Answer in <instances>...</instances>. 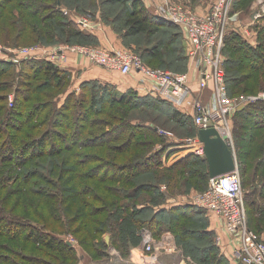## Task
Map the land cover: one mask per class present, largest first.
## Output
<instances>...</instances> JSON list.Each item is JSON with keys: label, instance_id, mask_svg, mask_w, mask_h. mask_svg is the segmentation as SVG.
Wrapping results in <instances>:
<instances>
[{"label": "rangeland", "instance_id": "rangeland-1", "mask_svg": "<svg viewBox=\"0 0 264 264\" xmlns=\"http://www.w3.org/2000/svg\"><path fill=\"white\" fill-rule=\"evenodd\" d=\"M109 1L96 0L97 7L85 8V13H79L71 9L78 0H62L61 10H66L67 14L60 11L61 15L70 20L78 31L89 36L82 42H73L58 29L51 36L44 34L43 22L56 18L42 9L34 13L36 6L31 1L0 0L3 6L0 9V47L3 50L0 59L12 70L0 71V121L5 111L13 110L25 96L33 99L36 96V101L24 105L23 116L30 113V117L26 120L21 118V121L24 122V134L31 129L38 137L45 127L35 129L34 126L47 111L45 107L32 111L36 104H49L47 108L54 109L64 107L69 94L74 99H81L83 82L91 84L96 81L108 91L92 84L96 97L100 98V105L94 110L89 106L93 99H90L88 91L81 107H74L71 99L68 100L70 104L67 103L69 107L64 113L68 112L71 119L78 117L77 125L85 128L74 140V131L56 127L61 136L68 139L65 142L68 148L54 146L50 150L49 144L40 150L39 158L31 159L26 165L0 164V220L2 217L4 221L6 217L9 220L2 222L0 227V264H151L152 255L141 251L144 233L156 242L157 253L153 256L158 264H215L214 259L217 260L218 256V260L224 259L226 264H230L236 241L225 232L221 222L212 217L214 214L200 211L188 202L191 195L206 191L207 186H203L200 179L206 171L205 166L192 160L185 167L165 171L162 167L171 165L168 158L170 156L171 160L176 150L162 155V166L156 163L157 155L154 161H145L152 149L162 150L161 139L172 147L181 146L178 142L197 136L196 130L178 122L165 108L109 105L107 99H113L112 95L120 96L128 91L122 92L125 87L119 88L117 84L125 76L93 65L88 62L87 55L74 52L78 48L101 52L107 48L122 50L137 55L148 68L189 71L193 76L195 70L185 58L184 35L172 36L179 31L160 27L147 37L126 36L124 19L131 12L132 4L135 5L134 0ZM214 1L201 2L208 5L209 12ZM236 1L231 3L230 12L234 19L227 24L224 37L230 30H236L248 43L252 44L254 39L257 42L255 0L241 11L233 10ZM139 2L154 18L152 5L147 0ZM199 2L196 0L193 4ZM193 4L182 5L195 15L208 13H198ZM73 18H85L91 28L76 24ZM23 21L32 25L33 30H29ZM224 37L220 48L215 49L214 58L220 61L226 96H257L264 91V68H250L247 53L237 44L224 42ZM6 41L13 43L7 44ZM57 49L64 51L66 61L53 58V51ZM153 52L159 56H153ZM30 53L33 55L23 57ZM14 58L16 61L12 60ZM28 62H47L64 72L65 77L58 85H54L58 78L46 83L43 77L27 79L25 73L29 77L33 74L29 73L30 69L24 68L22 74L19 72ZM88 67L91 71L94 70L90 68L96 67L104 73H99L101 76L95 79L89 71V78L79 71ZM225 73L229 78L227 82ZM137 81L141 84V80ZM212 86L211 81L207 93L211 92ZM253 106L240 104L234 108L226 118L225 129L228 132L227 145L241 178L246 225L264 241V199L259 196L264 182V110L252 109ZM14 114L12 118L19 117ZM138 124L158 131L151 133L147 128L137 127ZM126 126L131 129H126ZM121 129H124L121 139L100 145V140L104 142L112 138L111 132ZM167 132L173 135V140L166 136ZM127 137L132 140L126 145ZM29 170L33 174H25ZM192 172L196 173L191 175ZM183 206L198 209L200 213L187 211L181 218L176 213L160 215L151 222L153 228L146 225L153 211H169ZM173 220L175 224H172ZM39 232L65 242L69 251L61 252L40 245L35 237ZM208 245L216 248V252L209 253Z\"/></svg>", "mask_w": 264, "mask_h": 264}, {"label": "built area", "instance_id": "built-area-1", "mask_svg": "<svg viewBox=\"0 0 264 264\" xmlns=\"http://www.w3.org/2000/svg\"><path fill=\"white\" fill-rule=\"evenodd\" d=\"M232 1L215 0L210 11L202 16L195 15L191 10H187V7L173 0H166L153 10L157 19L175 24L182 29L186 41L185 56L195 70L193 76L189 71L173 72L148 68L141 63L137 55L122 50L106 49L101 52L78 48L74 52L87 55L88 62L93 65L117 72L122 76L135 74L139 76L141 83L152 82L153 93L183 111L188 108L192 110V121L197 129L213 128L227 143L226 118L233 109L240 104L246 106L255 102L264 103V91L257 96L239 98L226 96L220 61L214 58L215 49L218 50L222 45L227 24L234 19L230 12ZM253 6L257 8L254 19L258 23L264 16V0H255ZM61 11L64 15L67 14L66 10ZM73 19L76 24L91 28L85 18ZM2 51L0 47V56ZM32 55L30 53L23 57ZM52 55L56 60L66 61V54L62 49L53 51ZM12 60L16 61V58ZM192 81L196 90L192 87ZM211 81L213 82L212 90L208 96H205ZM166 136L170 140L174 138L169 132ZM178 143L182 148L201 156L198 151L203 150V147L197 136L184 138ZM157 148L160 149L161 146ZM188 202L189 205L201 211L217 216L225 232L236 241L231 251L234 262L264 264V241L246 225L244 194L236 166L227 174L209 178L206 191L191 195ZM144 235L141 251L152 255L151 264H158L157 258L153 256L157 253H155L156 242L149 234L144 233ZM166 243L168 246V242Z\"/></svg>", "mask_w": 264, "mask_h": 264}, {"label": "trees", "instance_id": "trees-1", "mask_svg": "<svg viewBox=\"0 0 264 264\" xmlns=\"http://www.w3.org/2000/svg\"><path fill=\"white\" fill-rule=\"evenodd\" d=\"M26 1H31L32 4H35L36 11H34V13H36L37 10L42 9V10H45L47 13H50L52 15V18H56L55 20H51V22H48V23L46 21L43 22L42 29L44 31V34L51 36V34L53 32H55L56 29H58L61 32V34L66 37V39H68V40L73 39V42H82V41H84L85 38H89L88 35H86L84 33L82 34V32L78 31L75 27H73V23L70 20H67V18H65L61 15L60 11H61L62 0H54L53 2H52V0H26ZM73 1L75 2V0H73ZM110 1L108 3H110ZM252 1L253 0H238V1H236V3L233 6V10H235V9L238 11H241L244 9L246 10L249 7V5L252 3ZM95 3H96V0H78V2H76V5L74 6V8H71V9H73V11L75 10L79 13H85L84 12L85 8L91 9V8L97 7V5ZM108 3H107V6H109ZM134 3H135V5L132 4V9L130 8L131 12L125 15L124 35L129 36V37H134V36L147 37L151 33H155L156 31H158V28H160V27L161 28H170L173 31H177V30L179 31V32H175L174 34H172V36L176 34L180 37V35H181L180 33L183 34V31L179 26L172 24V23L162 22L161 20H159L157 18L155 19V17L153 18V16L150 14V12L148 13L147 10H145L146 8H144L142 6V4L139 2V0H134ZM1 8H3L2 5H0V9ZM136 9H138V10H136ZM140 11L143 13V16L141 15ZM54 16H56V17H54ZM44 20H46V19H44ZM24 24L29 30L30 29L33 30L32 25L28 24L27 22H24ZM33 25H35V24H33ZM255 31H256V35H257V37H256L257 42H255V39H254L252 44L248 43V41H246L236 30H230L225 35L224 42L237 44L238 48H240V50L247 53L246 57L250 60L248 63V66L252 69H257V68L261 69V68H264V16L256 24ZM74 39H76V40H74ZM13 42H16V41L13 40ZM13 42L9 43L8 41H6L7 44H12ZM180 50L183 51V49H180ZM152 54H153V56H159V55H157L156 52H153ZM154 54H156V55H154ZM185 58H186V56H185ZM247 62H248V60H247ZM24 68L30 69L29 73L33 72L32 76H30V77L27 76L25 73V77H27V79L28 78H35L36 76L39 78L43 77L42 79L44 80V83L50 82L54 78H58V80L54 84V85H58L59 83H61L62 78L65 77L64 72L58 70L57 68L53 67L51 64H49L47 62H28V63H25L20 68L19 74H22V70ZM6 70H9L10 72L12 71L11 68L8 67V64L3 59H0V71H6ZM226 76L227 75L225 73V81L227 82V81H229V78H227ZM233 81H235V80H233ZM51 84L53 85L52 82H51ZM92 84L97 85L100 90H105L106 92H108L105 88H103L104 86H102L100 83H97L96 81H93V83H91V84H90V82H83V83H81V86H80L81 87V96H82L81 99H79V98L74 99L73 97H71L72 95L69 94L67 99H66V103H65L64 107L60 106L58 109H54V108H49V107L47 108V106L49 104H42V103L36 104L34 106V108L31 109L32 111H36V110L43 108V107H45V110L47 111L46 113H43V116L40 117V119L37 121V124L34 126L35 129L37 127H40V126L45 127L44 132L40 133V136H38V137L34 136V133L31 132V129L29 132L24 134L23 133L24 122L21 121V118L26 120V119H28V117H30L29 116L30 113L25 114L23 116V113H24L23 110L25 108L24 105L26 103H31L33 101H36L37 100L36 96L34 97V99L31 98V96H25L23 98V100L21 101V103L17 104V106H15V108L13 110L5 111V114H4L5 116L0 121V164L4 163V162H11V163L16 164V166L17 165L18 166L26 165L27 162L31 161V159H33L35 157L39 158L38 154H39L40 150L45 149L49 144H51L48 146L49 149L51 148L50 150H52V147H54V146L55 147L56 146H62L64 148H68L67 144H66L67 143L66 140H68V139L66 137L61 136V133L58 130L59 129H62V130L63 129L64 130L70 129V130L74 131L75 134L73 135L72 138L75 140V139H77L78 135H80L81 133L84 132L85 128H84V126L80 127L77 125L78 117L71 119L70 114H68V112L64 113V110L67 107H69L67 105V103H69L68 102L69 99L72 100V101L70 100V102L72 103V105H74V107H77V108L81 107L87 91H88V93H90V99H93V100H90L89 106H90V108H92V110H94V108L96 106H98V104L100 102V98L96 97L97 92H95L96 90H94V88L92 87ZM15 93H16V91H15ZM244 95H248V94H244ZM112 96L115 99L114 98L113 99L108 98L107 103L109 105H120L121 104L124 106L127 105L130 108H132V107L135 108L136 106L144 107V106L151 105V106L159 108V110H162L163 108H165L171 113V116L173 118H175L178 122H181V123L186 124V125H190L191 127H193L197 131V128L193 124L192 116H189L185 111H183L179 108H176L174 105H172L168 101L164 100L163 98L162 99L159 98L155 94H139L137 91H134L131 89V90H128L127 92L121 94L120 96H114V95H112ZM6 97H8V95ZM253 104H254V106L252 107V109L264 110V103L255 102ZM13 113H15L14 115L19 116V117H13L12 118ZM237 116L242 117L243 115L237 114ZM29 119H32V118H29ZM73 122H75L76 124H74ZM79 123H80V120H79ZM130 125H133V124H130ZM138 125H137V127H142L145 129L147 128L148 131L151 133H154V132L156 133V131H157L156 128H152V127L147 126V125H144V126L140 125V124H138ZM133 126L135 127V125H133ZM56 127H58L59 129H57ZM126 129H131V127L126 126ZM11 130H12V132H11ZM9 132H11V134ZM123 132H124V129L117 130V132L112 131L111 132V133H113L111 135L112 138H110L104 142H102L100 140L99 141L101 143L100 145H102L103 143L105 144L106 142H109V141H116V140L121 139L122 138L121 134ZM57 134L59 135L58 138H56ZM59 138H61V139H59ZM130 139L132 140V138L128 139V137H127L126 145L130 141ZM59 140H60V142H59ZM162 142H164V143H162ZM93 144H97V143L93 142ZM159 144H162V150H161L162 153H161V151H156L154 148V150L152 149L151 153L149 152L150 154L148 153V156L145 158V161H147V160H149V161L153 160L154 161L156 159V155H157V162L156 163L159 166L160 165L162 166V163H163V162H161L162 155L165 153H167V155H169L171 152H173L175 150H170V148L172 147L171 144L169 142L166 143L162 139L159 142ZM192 160L197 165L205 166L206 171H205V173H202L200 179L202 181L203 186L208 187V183H209L208 165H207L206 160L201 156H197V155H194L192 153H189V154L185 155L184 157H182L181 159L175 161L171 165H167L165 167H162V169H164L165 171H169V170L178 169L180 166L185 167V165H188V163H190ZM96 169L98 170V168H96ZM194 173H196V172H192L191 175H194ZM25 174L31 175V174H33V172L29 170ZM262 183L263 184H262L261 188L259 189V196H260V198L264 199V182H262ZM205 189H207V188H205ZM197 210L198 209H195V208L190 207V206H183V207H176V208L171 209L169 211L158 210L156 213H154V211H153L151 214V219L146 222V225L150 228H153V223H151V222L154 219L159 218L160 215L163 216L165 214L171 215L173 213H176V214H179V216L181 218V217L185 216V213L187 211H192L195 214L200 213ZM201 215H202V213H201ZM4 219L6 221L3 220V217H2V220H0V227H1L2 222L9 221L8 217H6ZM172 224H175V220L172 221ZM33 228L37 229V227H35V226H33ZM249 228L252 229L250 226H249ZM175 229H176V227H175ZM29 235H31V234H29ZM45 235H46L45 233L40 234V232L38 233V235L35 234V237H37L36 238L37 243H40V245H42V244L47 245V248H49V249H58V250H61V252L66 251V250L69 251L68 246L66 245L65 242H63L61 240H57L54 236L45 237ZM206 248L209 250V253L210 252L211 253L216 252L215 251L216 248H214L212 246L208 245V246H206ZM62 254H64V253H62ZM219 258L220 257L218 256V258H216L217 260L214 259V261L216 262L215 264H226L224 259L218 260Z\"/></svg>", "mask_w": 264, "mask_h": 264}, {"label": "water", "instance_id": "water-1", "mask_svg": "<svg viewBox=\"0 0 264 264\" xmlns=\"http://www.w3.org/2000/svg\"><path fill=\"white\" fill-rule=\"evenodd\" d=\"M196 135L203 147L209 178L227 174L235 169L236 162L231 150L213 128H199Z\"/></svg>", "mask_w": 264, "mask_h": 264}, {"label": "crops", "instance_id": "crops-1", "mask_svg": "<svg viewBox=\"0 0 264 264\" xmlns=\"http://www.w3.org/2000/svg\"><path fill=\"white\" fill-rule=\"evenodd\" d=\"M150 4L149 5H152L153 9L152 10H155V8L160 5V4H163L166 0H147ZM174 1V0H173ZM178 1V3H186V4H189L192 6L193 2H195L196 0H176ZM199 1V0H197ZM202 0H200L199 3H195L193 4L194 5V9L195 11H197L198 13H207L208 12V5L205 3H202L201 2ZM210 7V5H209ZM151 10V11H152ZM114 35V33H112ZM108 38L111 40L113 39L111 36ZM108 49V48H107ZM94 71H91L89 70V67L88 69L84 70V71H81L79 70L80 72L84 73V75H87L89 71L90 74H92L94 77L92 78H95V79H99V77L101 76L102 72L101 70H98L95 68H90ZM107 73H111V71H105ZM99 73H101L99 75ZM96 74V75H94ZM113 74V73H112ZM88 76V75H87ZM89 78H91L90 76H88ZM124 80H120L117 84H118V87H125L124 89H122L121 91L122 92H125L126 90H134V91H137L139 94H147V93H153V83L150 82V81H145V82H142L141 84L139 83V76L135 75V74H131L129 76H125L123 77ZM193 80V78H192ZM112 84V83H111ZM192 87L194 88V90H196V86L194 84V82L192 81ZM209 94L206 93L205 96H208ZM189 116H192V110L188 108V110L185 111ZM174 150H176L175 154L173 155V158L170 160V156L168 158V163H174L175 161L181 159L182 157H184L185 155L189 154L190 151L187 150V149H184L182 148L181 146H174ZM176 155H179L178 157ZM213 218H216L218 219L216 216L212 215ZM219 220V219H218ZM234 246V245H233ZM230 264H240V263H237V262H234L233 260L230 261Z\"/></svg>", "mask_w": 264, "mask_h": 264}, {"label": "bare ground", "instance_id": "bare-ground-1", "mask_svg": "<svg viewBox=\"0 0 264 264\" xmlns=\"http://www.w3.org/2000/svg\"><path fill=\"white\" fill-rule=\"evenodd\" d=\"M225 133H228V132L226 131ZM227 138H228V136H227ZM198 153L202 156L203 155V150H199ZM197 156H198V154H197Z\"/></svg>", "mask_w": 264, "mask_h": 264}]
</instances>
